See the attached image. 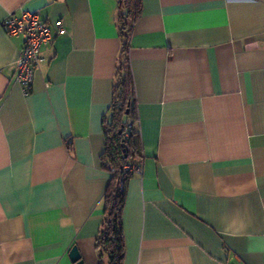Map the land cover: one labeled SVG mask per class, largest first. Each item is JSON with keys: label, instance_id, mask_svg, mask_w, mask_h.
Returning a JSON list of instances; mask_svg holds the SVG:
<instances>
[{"label": "crops", "instance_id": "crops-1", "mask_svg": "<svg viewBox=\"0 0 264 264\" xmlns=\"http://www.w3.org/2000/svg\"><path fill=\"white\" fill-rule=\"evenodd\" d=\"M139 2L128 59L142 159L125 184L122 264H264V0ZM20 11L66 30L40 48L28 93L23 39L1 27ZM117 11L0 0V264H73V246L99 263Z\"/></svg>", "mask_w": 264, "mask_h": 264}, {"label": "trees", "instance_id": "trees-1", "mask_svg": "<svg viewBox=\"0 0 264 264\" xmlns=\"http://www.w3.org/2000/svg\"><path fill=\"white\" fill-rule=\"evenodd\" d=\"M117 29L120 51L117 60L111 103L103 118V166L111 179L103 198L104 219L96 239L98 264H122L124 247L121 212L124 190L130 173L122 180V170L127 164L137 167L142 152L136 128V102L133 80L129 68L128 49L132 26L140 14L139 0H117ZM123 144V146H122Z\"/></svg>", "mask_w": 264, "mask_h": 264}, {"label": "built area", "instance_id": "built-area-1", "mask_svg": "<svg viewBox=\"0 0 264 264\" xmlns=\"http://www.w3.org/2000/svg\"><path fill=\"white\" fill-rule=\"evenodd\" d=\"M1 27L12 36H21L23 39L20 55L15 62V80L29 92L34 71L41 62L40 48L50 43L56 36L66 33L61 21L55 23L54 29L40 20L38 14L29 11H20L19 14L9 13L1 22ZM137 167L127 164L123 167L121 182Z\"/></svg>", "mask_w": 264, "mask_h": 264}, {"label": "water", "instance_id": "water-1", "mask_svg": "<svg viewBox=\"0 0 264 264\" xmlns=\"http://www.w3.org/2000/svg\"><path fill=\"white\" fill-rule=\"evenodd\" d=\"M122 146H123V144H122ZM68 256H69L70 261L73 264H84L83 260L80 258L79 252L75 246H73L69 250Z\"/></svg>", "mask_w": 264, "mask_h": 264}]
</instances>
